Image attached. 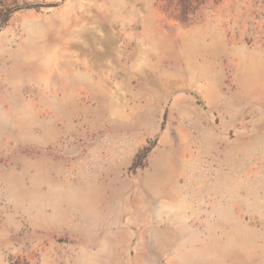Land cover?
I'll list each match as a JSON object with an SVG mask.
<instances>
[{
  "label": "rangeland",
  "instance_id": "374dc122",
  "mask_svg": "<svg viewBox=\"0 0 264 264\" xmlns=\"http://www.w3.org/2000/svg\"><path fill=\"white\" fill-rule=\"evenodd\" d=\"M0 264H264V0H6Z\"/></svg>",
  "mask_w": 264,
  "mask_h": 264
},
{
  "label": "trees",
  "instance_id": "16d2710c",
  "mask_svg": "<svg viewBox=\"0 0 264 264\" xmlns=\"http://www.w3.org/2000/svg\"><path fill=\"white\" fill-rule=\"evenodd\" d=\"M17 9V7L12 8L6 5V0H0V31L7 24L12 13Z\"/></svg>",
  "mask_w": 264,
  "mask_h": 264
}]
</instances>
